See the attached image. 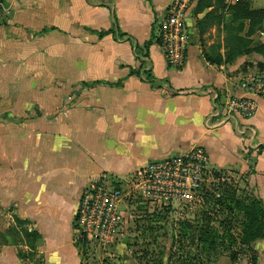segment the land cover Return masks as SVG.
I'll return each mask as SVG.
<instances>
[{
  "label": "crops",
  "instance_id": "0c3cea01",
  "mask_svg": "<svg viewBox=\"0 0 264 264\" xmlns=\"http://www.w3.org/2000/svg\"><path fill=\"white\" fill-rule=\"evenodd\" d=\"M172 1L3 0L0 210H12L11 219L40 236L43 264L83 263L74 217L89 184L122 182L193 148L207 152L212 170L244 175L264 207V98L241 86L264 77V53L209 61L224 60L227 26L241 25L238 37L254 50L264 46V25L248 35L249 22L234 21L229 10L239 1L209 0L193 15L196 0L186 61L170 67L153 37ZM251 8L264 10V0ZM230 97L255 101L249 130L215 116ZM12 228L0 229V264H28L18 254L30 250L13 242ZM251 248L264 264V238Z\"/></svg>",
  "mask_w": 264,
  "mask_h": 264
},
{
  "label": "rangeland",
  "instance_id": "374dc122",
  "mask_svg": "<svg viewBox=\"0 0 264 264\" xmlns=\"http://www.w3.org/2000/svg\"><path fill=\"white\" fill-rule=\"evenodd\" d=\"M210 172L207 184L192 203L171 208L144 204L133 186L124 181L121 209L126 210L127 224L124 234L112 246L103 248L83 242L74 217L82 264H251L252 248L239 246L238 240L245 224L242 204L253 199V190L239 172ZM11 215L12 210H0L3 232L8 224L16 226ZM205 228L212 229L217 236L210 232L211 235L202 236L201 230ZM205 241L208 245L216 243L217 248L204 251ZM231 252L237 254L236 263L230 260ZM41 263L38 252L28 264Z\"/></svg>",
  "mask_w": 264,
  "mask_h": 264
},
{
  "label": "built area",
  "instance_id": "2783aa9c",
  "mask_svg": "<svg viewBox=\"0 0 264 264\" xmlns=\"http://www.w3.org/2000/svg\"><path fill=\"white\" fill-rule=\"evenodd\" d=\"M239 0H225L232 5ZM196 0H173L165 19L158 26V40L170 67L181 68L186 61L189 44L188 16ZM242 89L250 96L264 98V77L258 76L244 82ZM250 98L230 97L215 109L216 117L224 124L234 122L242 130L256 111ZM210 158L202 148L176 153L134 172L125 183L133 186L144 204L171 208L190 204L201 194L211 175ZM109 179L89 184L80 198L75 224L80 237L89 245L103 248L112 246L127 224L124 202V182Z\"/></svg>",
  "mask_w": 264,
  "mask_h": 264
},
{
  "label": "trees",
  "instance_id": "16d2710c",
  "mask_svg": "<svg viewBox=\"0 0 264 264\" xmlns=\"http://www.w3.org/2000/svg\"><path fill=\"white\" fill-rule=\"evenodd\" d=\"M3 2V0H0ZM209 0H197L195 9L192 11L193 15L201 13L205 8L210 7ZM2 7V6H1ZM0 7V16L2 13V8ZM222 8L224 6L222 5ZM232 12L234 21H248L249 22V30L248 35H251L253 31L257 28H261L264 25V10H253L251 8L250 0H239V2L229 9ZM199 30H201V26L198 25ZM226 32L229 34V39L226 43V53L224 60L221 58H217L216 60H209L212 64H219L221 62L225 63H232L237 57L241 55H247L252 51H258L264 53V46L251 49V42L248 39L238 37V34L243 31V27L240 25L236 29L227 26L225 28ZM113 34V31L109 32H102L98 36L101 39L106 35ZM153 41L159 43V40L153 37ZM152 40L145 44V51L151 45ZM160 44V43H159ZM208 59V58H207ZM147 80L153 81L151 75L146 73ZM97 85H110L105 82H97ZM246 200V199H245ZM242 212L244 214L245 224L244 228L242 229L241 236L238 240V244L241 247H251V245L264 238V207L262 202L253 196V199L247 203L242 204ZM15 225L9 232V236L14 240L13 242L17 245V241L20 243L27 244L30 252L24 253L22 250L19 251V258L21 260H28L32 262V260L36 257L38 253L36 250V243L40 240V236L36 232H29L25 228L27 226V222L21 221L18 218H14ZM202 236L211 235L210 233H214L217 236L216 232L212 229H202ZM210 232V233H209ZM21 237H20V236ZM200 240V239H199ZM83 241V240H82ZM202 241V240H201ZM234 242V240L232 239ZM85 242V241H83ZM86 243V242H85ZM203 243V241H202ZM205 241L204 245L202 246L204 251H213L217 248L216 243L213 244H206ZM226 251H229V247L225 248ZM254 253V252H253ZM237 254L235 252H231L230 260L232 263H236L237 261ZM257 256L254 253L251 264H256ZM43 264V260L42 263Z\"/></svg>",
  "mask_w": 264,
  "mask_h": 264
}]
</instances>
